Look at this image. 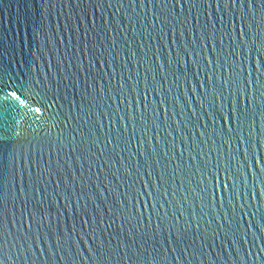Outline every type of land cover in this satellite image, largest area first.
I'll return each mask as SVG.
<instances>
[{"label": "water", "instance_id": "95a60500", "mask_svg": "<svg viewBox=\"0 0 264 264\" xmlns=\"http://www.w3.org/2000/svg\"><path fill=\"white\" fill-rule=\"evenodd\" d=\"M0 264H264V0H0Z\"/></svg>", "mask_w": 264, "mask_h": 264}]
</instances>
